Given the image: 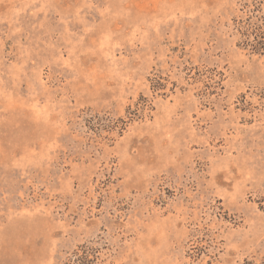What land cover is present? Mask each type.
Returning a JSON list of instances; mask_svg holds the SVG:
<instances>
[{"label": "rangeland", "instance_id": "obj_1", "mask_svg": "<svg viewBox=\"0 0 264 264\" xmlns=\"http://www.w3.org/2000/svg\"><path fill=\"white\" fill-rule=\"evenodd\" d=\"M253 4L0 0V264L264 261Z\"/></svg>", "mask_w": 264, "mask_h": 264}, {"label": "trees", "instance_id": "obj_2", "mask_svg": "<svg viewBox=\"0 0 264 264\" xmlns=\"http://www.w3.org/2000/svg\"><path fill=\"white\" fill-rule=\"evenodd\" d=\"M256 5L248 9V15L245 18L235 19L236 30L241 34V45L248 49L250 53L260 55L264 58V13L257 15ZM155 89H163V85L155 80ZM163 86V87H162ZM244 264H264V261L254 263L246 261Z\"/></svg>", "mask_w": 264, "mask_h": 264}]
</instances>
